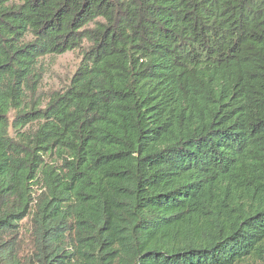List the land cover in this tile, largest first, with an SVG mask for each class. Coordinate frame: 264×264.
I'll return each instance as SVG.
<instances>
[{
  "label": "trees",
  "instance_id": "1",
  "mask_svg": "<svg viewBox=\"0 0 264 264\" xmlns=\"http://www.w3.org/2000/svg\"><path fill=\"white\" fill-rule=\"evenodd\" d=\"M0 264H264V0H0Z\"/></svg>",
  "mask_w": 264,
  "mask_h": 264
},
{
  "label": "rangeland",
  "instance_id": "2",
  "mask_svg": "<svg viewBox=\"0 0 264 264\" xmlns=\"http://www.w3.org/2000/svg\"><path fill=\"white\" fill-rule=\"evenodd\" d=\"M80 57V51L75 50L44 58L42 67L44 74L38 91L41 99H46L53 91L65 86Z\"/></svg>",
  "mask_w": 264,
  "mask_h": 264
}]
</instances>
